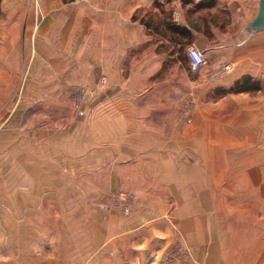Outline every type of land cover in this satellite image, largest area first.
<instances>
[{
	"label": "rangeland",
	"instance_id": "374dc122",
	"mask_svg": "<svg viewBox=\"0 0 264 264\" xmlns=\"http://www.w3.org/2000/svg\"><path fill=\"white\" fill-rule=\"evenodd\" d=\"M222 6L233 63L213 82L242 75L230 88L202 86L208 68L187 84L180 63L151 75L145 48L96 49L86 0H0V197L30 193L19 210L0 199V264L264 262V68L242 66L251 20L227 48ZM23 221L29 240L7 237ZM206 226L222 251L196 243Z\"/></svg>",
	"mask_w": 264,
	"mask_h": 264
},
{
	"label": "crops",
	"instance_id": "0c3cea01",
	"mask_svg": "<svg viewBox=\"0 0 264 264\" xmlns=\"http://www.w3.org/2000/svg\"><path fill=\"white\" fill-rule=\"evenodd\" d=\"M87 1V13L90 21V26L92 27L93 39L97 40L96 49H100L101 47L106 50V43L109 39V43L111 42L114 46H111V50H125L133 51L138 49L145 48L146 51L151 52V60L150 66L152 68L151 75L157 74H166L169 73L165 68H170L172 66H180L183 68V74L187 75V84H190L191 73H194L190 68V62L188 58L184 60H176L174 62L166 60L162 52H172L174 50H185V57H187V50L190 47H196L207 55L208 58V71L204 73V79L202 80V86L205 85L208 88H217V87H231L236 83L240 77L242 76H234L227 78L226 82L222 80L214 81L215 76L219 74L220 68H222L223 64L233 63V59L231 53L228 52L227 55L223 52L221 53L222 44L218 47V43L223 42V33L220 31L223 26L221 24H217V15L219 13V9H222V5L226 3L227 9L230 14V18L234 19L231 25L228 23L224 28H226V39L228 38L227 48L231 45L230 35L237 32H244L247 30L249 20H253L259 12L260 0H86ZM206 1L214 2L215 4L211 8H207L204 3ZM203 5V6H202ZM202 6V7H201ZM242 11L239 16V12ZM211 13V17L208 15ZM215 16V17H214ZM223 16L219 17V20L222 19ZM228 19L229 16H227ZM149 24H146V22ZM239 29V30H236ZM183 32L185 35H180ZM219 33L220 37L217 42L216 37H210L209 34ZM108 36H110L108 38ZM102 38V39H101ZM102 40V41H101ZM249 44L245 45L246 54L242 56L245 60H241L245 63L242 66L248 68L249 74H257L260 70L264 68V30L257 31L253 33L252 39L249 40ZM116 43V44H115ZM95 48V41H94ZM226 48V49H227ZM251 48V49H249ZM250 50L256 52V54H251ZM101 51V49H100ZM102 52H105L102 50ZM170 54V53H168ZM246 57V58H245ZM107 56L103 53V59H106ZM241 62V63H242ZM231 65V64H230ZM202 71V72H203ZM200 72V71H199ZM198 73V72H197ZM216 75H214V74ZM243 75L247 72H242ZM247 73V74H248ZM212 75L211 81H209ZM207 76V77H206ZM204 95L207 94V91H204ZM2 190H0L1 192ZM4 198L0 197L2 200H6L8 202L6 206H2L8 211L19 210V201L20 199L25 202L29 201L30 193L29 190L27 193L21 197L17 198V195L14 193L4 194L1 193ZM16 199V200H15ZM27 199V200H26ZM2 204H4L2 202ZM6 204V203H5ZM27 207L28 204H27ZM204 222V221H203ZM191 224V222H188ZM5 232H7V237L17 236L18 238L26 237L29 240L32 231L30 229V222L23 221L20 225L15 226V229H12L11 225L7 224ZM42 226H45L44 224ZM38 236L40 234L41 224H38ZM207 226L200 230H190L194 233L196 240L201 247H203L202 251H205L207 247H211V251H218L221 248V245L218 243H211L209 239H207V235L205 234ZM200 237H199V235ZM202 234V235H201ZM203 238L205 239H202ZM16 238V237H15ZM124 241L129 240L127 234L123 237ZM202 240H201V239ZM12 242L14 241L12 238L10 239ZM135 242L128 241L131 244L129 249H132L130 252H140V250L144 245L148 244V241H142L137 238L134 240ZM209 241V242H208ZM215 242V241H214ZM212 244V245H211ZM123 243L119 245V249L122 255L121 246ZM10 247H13L10 245ZM258 246L256 248L257 251H262L264 248ZM251 250H255L254 245H250ZM223 248L220 250L222 251ZM112 250L117 252V245L109 243L106 251L103 252V256L109 258ZM11 252V254H10ZM8 252V256L6 259L8 260L6 264H15V250ZM116 254V253H115ZM120 254V253H119ZM140 254V253H137ZM20 256V255H18ZM139 256V255H138ZM199 261L204 263L205 259L208 257L203 256L201 254L199 256ZM129 260L126 256L123 259H120V262ZM139 264H142L143 260L137 259ZM144 264H149V261L146 260ZM264 264V262L262 263Z\"/></svg>",
	"mask_w": 264,
	"mask_h": 264
},
{
	"label": "built area",
	"instance_id": "2783aa9c",
	"mask_svg": "<svg viewBox=\"0 0 264 264\" xmlns=\"http://www.w3.org/2000/svg\"><path fill=\"white\" fill-rule=\"evenodd\" d=\"M187 58L190 62V68L194 73L205 69L209 64L205 52L196 47H190L187 50Z\"/></svg>",
	"mask_w": 264,
	"mask_h": 264
},
{
	"label": "water",
	"instance_id": "95a60500",
	"mask_svg": "<svg viewBox=\"0 0 264 264\" xmlns=\"http://www.w3.org/2000/svg\"><path fill=\"white\" fill-rule=\"evenodd\" d=\"M250 28L255 31L264 30V0H260L258 15L251 21Z\"/></svg>",
	"mask_w": 264,
	"mask_h": 264
},
{
	"label": "trees",
	"instance_id": "16d2710c",
	"mask_svg": "<svg viewBox=\"0 0 264 264\" xmlns=\"http://www.w3.org/2000/svg\"><path fill=\"white\" fill-rule=\"evenodd\" d=\"M206 2H207V3H204V5H206L207 8H211V7L215 4L213 1H212V2H210V1H206ZM202 6H203V5H202ZM202 6H201V7H202ZM146 24H149V22L147 21ZM180 35H185V33L181 32ZM238 83H240V82H238ZM240 84H241V83H240ZM244 91H248V89H246V88L241 89L240 92H244Z\"/></svg>",
	"mask_w": 264,
	"mask_h": 264
}]
</instances>
